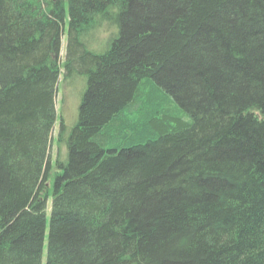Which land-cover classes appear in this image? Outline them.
<instances>
[{
	"label": "trees",
	"instance_id": "obj_1",
	"mask_svg": "<svg viewBox=\"0 0 264 264\" xmlns=\"http://www.w3.org/2000/svg\"><path fill=\"white\" fill-rule=\"evenodd\" d=\"M0 264H264V0H0Z\"/></svg>",
	"mask_w": 264,
	"mask_h": 264
},
{
	"label": "rangeland",
	"instance_id": "obj_2",
	"mask_svg": "<svg viewBox=\"0 0 264 264\" xmlns=\"http://www.w3.org/2000/svg\"><path fill=\"white\" fill-rule=\"evenodd\" d=\"M65 45H66L65 38H63L62 39L61 52H60V59H61L60 62L63 61L64 52H65ZM59 87L60 88H59L58 93L56 94V98H55V107H56L57 111L59 112L58 115L60 116V114H61L60 118L63 119L65 125L71 127L73 125V123H74L73 121H75V118L77 115L79 94H78V91L76 89H74L75 87H69L67 84L63 83L62 77H60V79H59ZM65 106L67 107V109ZM61 107H62V110H60ZM64 109H66V110L71 109V111L73 112V116L71 118H67L65 116V113H63ZM58 124H59V121L56 122V124L52 130V143L50 145V150H49L51 162H53L55 159H57L56 157L58 154L60 155L59 159H62L64 157V150L62 148H60L58 150L57 145L55 143H53L57 139L56 136H57L58 129H59ZM50 204H51V201H48L47 211H46L47 217H49ZM45 246H46V244L44 245L43 262L45 260V254H46Z\"/></svg>",
	"mask_w": 264,
	"mask_h": 264
},
{
	"label": "bare ground",
	"instance_id": "obj_3",
	"mask_svg": "<svg viewBox=\"0 0 264 264\" xmlns=\"http://www.w3.org/2000/svg\"><path fill=\"white\" fill-rule=\"evenodd\" d=\"M66 107V106H65ZM66 109H67V107H66ZM66 109H64V112L63 113H65V116L67 117V118H71L72 116H73V112L71 111V109H68V110H66ZM60 110H62V107L60 108ZM58 111H57V109H56V107H55V116H56V120L57 119H59L60 117H61V114H60V116L58 115ZM59 116V117H58ZM64 116V115H63ZM75 118V117H74Z\"/></svg>",
	"mask_w": 264,
	"mask_h": 264
}]
</instances>
